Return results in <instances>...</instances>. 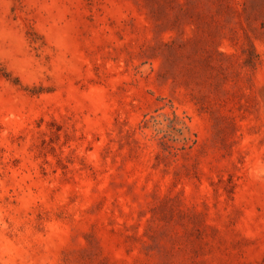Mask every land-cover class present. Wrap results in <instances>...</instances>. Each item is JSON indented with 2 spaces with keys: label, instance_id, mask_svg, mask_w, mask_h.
I'll return each instance as SVG.
<instances>
[{
  "label": "rangeland",
  "instance_id": "374dc122",
  "mask_svg": "<svg viewBox=\"0 0 264 264\" xmlns=\"http://www.w3.org/2000/svg\"><path fill=\"white\" fill-rule=\"evenodd\" d=\"M0 264H264V0H0Z\"/></svg>",
  "mask_w": 264,
  "mask_h": 264
}]
</instances>
